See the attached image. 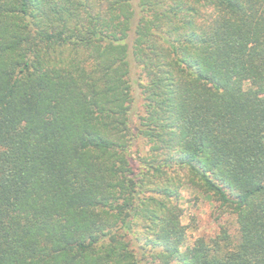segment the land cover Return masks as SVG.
Masks as SVG:
<instances>
[{"label": "trees", "instance_id": "trees-1", "mask_svg": "<svg viewBox=\"0 0 264 264\" xmlns=\"http://www.w3.org/2000/svg\"><path fill=\"white\" fill-rule=\"evenodd\" d=\"M0 264H264V0H0Z\"/></svg>", "mask_w": 264, "mask_h": 264}, {"label": "rangeland", "instance_id": "rangeland-1", "mask_svg": "<svg viewBox=\"0 0 264 264\" xmlns=\"http://www.w3.org/2000/svg\"><path fill=\"white\" fill-rule=\"evenodd\" d=\"M138 71L131 64V92L133 97L134 114H143V99L140 85L137 83ZM143 82V81H142ZM141 82V83H142ZM132 117V120H135ZM147 145L143 139H136L132 148L133 154L146 156ZM179 207L181 208V224L186 226V245H190L199 236H215L220 227L227 229L233 242L238 240L235 215L229 211L219 210L218 204L209 194L192 187L180 189Z\"/></svg>", "mask_w": 264, "mask_h": 264}]
</instances>
